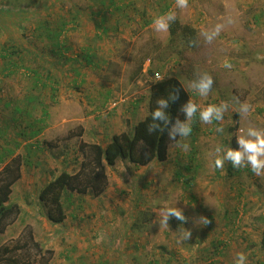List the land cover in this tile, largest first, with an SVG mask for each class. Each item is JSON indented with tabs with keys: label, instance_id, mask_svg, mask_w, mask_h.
Returning <instances> with one entry per match:
<instances>
[{
	"label": "crops",
	"instance_id": "crops-1",
	"mask_svg": "<svg viewBox=\"0 0 264 264\" xmlns=\"http://www.w3.org/2000/svg\"><path fill=\"white\" fill-rule=\"evenodd\" d=\"M91 1L89 6L81 7L80 0L71 4L69 0H50L47 11L42 8L26 14L22 20L25 25H21L43 32L37 35L45 41L42 47L45 50L46 32L72 27L74 33L80 35L77 27L89 22L92 29L87 31L88 45L81 43L80 46L87 48L83 51L91 55L92 61L81 63L80 57L75 55L72 59L79 63H68L71 67L67 69L60 65H64V61H40L50 60L47 51H41L37 55L41 58L40 63L47 64L48 68L50 63H55V68L28 73L0 72V171L11 159L18 157L20 160L19 178L11 186L6 205L11 203L18 209L16 221L19 224L42 223L37 241L50 248L54 264H118L109 263V257L111 254L123 255L129 238L127 223L136 218L132 216L133 208L141 205L138 197L143 196L148 184H153V192L157 189L152 196L153 202H157L153 204H163L161 195L172 191L174 180L184 179L183 192L193 193L192 183L206 173L202 168L205 165L203 159L208 160L207 150L216 145L212 142L206 148L198 149L201 141L195 136L197 126L190 125L191 132L187 137H182L179 131L178 138L169 141L163 162L154 161L146 166L121 161H116L112 167L104 164L108 184L102 198L67 192L61 198L64 220L59 224L48 221L47 210L39 200L40 191L60 173L78 171L82 159L79 144H96L104 148L113 136L130 133L135 124L145 118L149 91L154 82V71H150L152 52L144 54L143 44L138 46L132 59L126 60L124 56L128 47L136 41L139 44L145 30L154 29L153 22L157 17L170 11L177 15L175 0ZM164 34L166 38L168 32ZM62 38L60 44L70 49L69 43ZM112 101L117 103L116 107L104 113ZM185 124L191 122L186 120L180 125ZM76 129L77 133L73 134ZM183 144L188 145L186 150L180 146ZM14 194L20 201L13 200ZM174 203L171 202L170 207L182 210L183 215L192 220L191 209L195 208L191 202L185 207L179 204V208ZM135 209L144 212V207ZM153 211L157 212L158 208L153 207ZM80 213L86 214L85 218ZM150 220L151 217L141 219L138 224L145 225ZM171 220L174 224L181 223L175 217ZM263 236L259 234L256 243L244 246L241 242L250 238L248 234L229 237L227 244L222 243L229 247L222 248L220 253L217 248L214 251L215 264H234L237 253L246 255V264H264V242L263 245L259 243ZM116 238H120L119 244H124L119 251L113 247ZM198 239L217 241L225 240V237L218 231H205ZM232 240V245L238 248L231 245ZM183 243L182 237L176 240L175 258L170 259L172 264H207L206 255H198L190 247H187L190 253L177 250L184 254L180 261L181 255H177L176 248ZM173 254L170 253V257Z\"/></svg>",
	"mask_w": 264,
	"mask_h": 264
},
{
	"label": "rangeland",
	"instance_id": "rangeland-1",
	"mask_svg": "<svg viewBox=\"0 0 264 264\" xmlns=\"http://www.w3.org/2000/svg\"><path fill=\"white\" fill-rule=\"evenodd\" d=\"M72 1L77 2L78 0H69V3L71 4ZM49 2L50 0H0V72L46 71L48 65L41 64L40 61H55L51 59L52 55L48 51L50 60L38 59L37 55L39 56L41 51H44L42 47H44L45 41L37 35L36 27H23L25 22L19 28L18 24H15V27H9L8 23L4 24L1 20L4 17L3 14L11 15L10 11L22 10L30 14L43 8L42 11L45 12L49 9L47 7ZM91 3V0H80L79 6L87 7ZM188 4L186 9L176 7V17L181 24L190 25L197 30L198 47L196 50L187 51L181 56L169 55L161 47L166 44L168 36L165 38L163 32L147 29L138 40L139 44L136 41L133 46L128 47L124 58L132 59L138 46L145 44L143 53L149 54L150 50L152 52L150 64V71H154L152 80L157 81L154 78L155 75H159L161 79L175 77L188 93L189 101L197 104V112L191 120L187 116L185 119V121L191 122L190 125L197 126L195 136L199 138L198 141H201L197 148H206L212 142L217 146L207 150L208 160L203 159L205 165L202 168L206 173L201 174L199 179L192 183L194 187L189 189L193 193L183 192L184 179L174 180L173 189H170L172 191L168 194L163 192L161 195L163 204H153L157 202H153L154 198L152 197L157 193V189L153 192V184L147 183L150 186L144 189L143 196L138 197L140 206L144 207V212L141 213L139 212L141 209H135L140 206L133 208L132 216H134L133 218L136 216V218L127 223L126 231L129 238L126 242L127 246L124 248L125 251H123V255L111 254L109 263L172 264L170 259L175 258L173 247L176 245V240L182 237L178 236L182 235V229L191 231V238L184 240L182 246L176 248V251L180 249L183 253L184 251L190 253L187 249L190 247L198 255L204 253L207 264H215L213 256L216 248L218 249L217 253H220L223 251L222 248L229 247V244L226 246L229 237H234L235 234H248L250 238L241 242L244 246L250 242L256 243L255 238L259 234L264 235V175H255L250 167L233 168L230 162H225L223 169H214L213 167L215 155H223L229 147L237 149V138L240 135L246 136L248 128L264 130V0H188ZM53 11L51 10L52 13ZM38 17H41V11ZM35 18L33 17V19ZM5 20L8 21V19ZM27 24H29L28 21ZM217 24H222L223 27L220 34L209 43L205 39V34L212 35L213 28ZM77 28H80V35L74 33L72 27H66L62 40L65 39L70 46L67 56L74 57L76 55L82 60L87 55L84 53L87 49L84 46L88 45L90 38L87 31L92 27H89V22L88 25L84 22L81 27ZM125 36H128V33H125ZM81 43H84L82 44L84 46H80ZM13 46L17 47L19 55L15 58V64L8 69L5 67L9 59L8 56L4 58V51L11 50ZM226 59L232 64L231 69L223 67ZM50 66L55 68L56 64L50 63ZM128 66L131 68L130 65ZM66 68L68 69L69 66ZM202 73H208L214 81L207 97H201L196 89L190 87ZM221 102L227 104L221 120H213L212 124L203 123L199 117L200 111L208 105L220 108ZM245 102L252 106L248 113H243L240 109V105ZM180 124L176 123L173 127L170 140L178 138ZM217 127L222 128L223 131L217 132ZM76 133L77 129L73 134ZM216 147H220V153H215ZM132 192V190L128 192V195L131 196ZM102 195L93 198H102ZM179 197L182 199L180 200ZM13 200L20 201L16 194H14ZM171 202H175L174 205H177L178 208L181 205L185 207L188 202H191L192 208H195L191 209L192 220L187 218L185 223L174 224L171 223L170 218L168 228L163 227L160 223L162 209L170 207ZM8 204V206H13L11 203ZM153 207L158 208V211L154 212ZM45 209L48 210L47 207ZM80 215L83 218L86 216L82 213ZM149 217L151 220L145 225L138 224L141 219L146 220ZM201 217L207 219L209 223L204 225L203 221H199ZM16 219H18L17 216H9L0 222V246H13L16 241L20 240V237L24 239L29 231L34 240L39 243L37 237L42 223L19 224L20 222L18 223ZM138 225L139 228L133 230V227H138ZM205 231L206 233L218 231L225 237V240H199L198 237ZM23 239H21V243H24ZM262 239L259 241L260 244H262ZM113 242V247H116L117 251L120 250V246L124 247L123 243L119 244L120 238L114 239ZM218 242L221 244L217 245ZM223 242L226 244L222 245ZM232 243L233 240L231 245ZM135 245H138V248ZM41 246L43 252L39 254L33 250L26 253L31 256L32 260H43L46 263L54 264L50 248L42 244ZM232 246L238 248V246ZM114 249L113 251H115ZM170 253L174 256L170 257ZM177 253L178 256L181 255L179 256L180 261L183 260L184 254H180L178 251ZM17 255L25 256L26 254L17 253Z\"/></svg>",
	"mask_w": 264,
	"mask_h": 264
},
{
	"label": "trees",
	"instance_id": "trees-1",
	"mask_svg": "<svg viewBox=\"0 0 264 264\" xmlns=\"http://www.w3.org/2000/svg\"><path fill=\"white\" fill-rule=\"evenodd\" d=\"M11 15L3 14L4 24L9 27H15L14 23L21 26L26 11H10ZM5 19H8L6 21ZM21 20V22H19ZM23 20V21H22ZM16 28V29H18ZM63 31L57 30L46 32L47 48L55 61H64V65H77L78 60L68 57L70 49L60 44ZM43 32H39L41 35ZM14 45V43H13ZM16 46V45H15ZM13 46L11 50L4 51V58L8 56L5 68H10L15 64V58L18 57L19 51ZM169 55L181 56L187 51H194L198 47L197 30L190 25L181 24L176 21L170 22L168 39L165 45L161 46ZM16 48V49H15ZM22 50V49H21ZM6 56V57H5ZM81 63L87 64L92 61L91 55L84 56ZM67 64V65H66ZM70 66V65H69ZM71 67V66H70ZM49 68H52L51 66ZM45 69L50 71L52 69ZM6 71V70H5ZM170 95H178L175 100L170 99ZM164 100L166 107L161 108L158 101ZM189 102V95L183 89L181 82L175 77H165L154 81L150 87L149 98L147 103V114L145 118L135 124L130 133H122L111 138L106 147L102 148L96 144L80 143L78 151L81 155V162L77 172L68 174L60 173L56 178L50 181L40 191L39 200L48 208L47 219L52 224H59L64 220V211L61 205L62 196L69 192L77 195H91L98 197L106 189L107 177L105 174L104 164L112 167L116 161L135 164L137 166H146L154 161L163 162L166 157L167 145L170 140V134L176 123L185 121L187 114L183 110ZM159 109L168 117V123L165 125L162 120H153L152 113ZM157 124L159 127L152 132L148 131L150 124ZM163 128V131L159 129ZM20 160L15 157L11 159L0 171V222L9 216H17L18 209L15 206L6 205V201L11 191V186L19 178ZM236 215V212H235ZM135 228H139L134 226ZM13 246H0V264H50L46 261H35L27 254V251H36L38 254L43 252L40 243L34 240L32 233L29 231L24 237H20ZM23 239L24 243H21ZM264 242V238L262 239ZM263 245V244H262ZM49 252V251H47ZM17 253H24L25 256H19ZM51 254V253H50Z\"/></svg>",
	"mask_w": 264,
	"mask_h": 264
},
{
	"label": "clouds",
	"instance_id": "clouds-1",
	"mask_svg": "<svg viewBox=\"0 0 264 264\" xmlns=\"http://www.w3.org/2000/svg\"><path fill=\"white\" fill-rule=\"evenodd\" d=\"M176 7L180 9L188 8V0H175ZM176 21V13L170 11L163 16L157 17L153 22V27L157 32L167 33L169 32L170 22ZM222 24H217L213 28L212 35H206L205 39L207 42H211L213 38L217 37L220 34ZM203 34V33H202ZM223 67L226 69H231L232 64L226 59L223 63ZM213 79L208 73H202L200 78L193 82L190 87L196 89L198 94L201 97H207L210 89L213 86ZM178 98V95H170V99L175 100ZM161 108L166 107L167 104L164 100L158 101ZM227 107L226 102H221V107L217 108L215 105H208L200 111L199 117L200 120L205 124H212L213 120L220 121L224 109ZM240 109L243 113H248L252 106L248 103H242ZM187 114L189 120L197 112V104L189 101L188 104L183 109ZM153 120H162L166 125L168 123V117L165 116L159 109L152 113ZM179 123V122H178ZM159 126L155 123L148 126V131L152 132L154 129H157ZM163 131V128L159 129ZM179 131L182 137H187L191 132L190 124L180 125ZM217 132L223 131L222 128L217 127ZM236 143L238 145L237 149L228 148L224 151L223 155H216L213 160L214 169H223L225 162H230L233 168H244L250 167L251 171L257 175H264V130H257L256 128L250 127L247 129V134L240 135ZM185 150L188 145H180ZM220 147L215 148V153H220ZM171 217H175L178 221L185 223L187 218L183 215L182 210L175 207H166L162 209L161 215V225L165 228H168V221ZM199 221H203L204 225L208 224L209 221L203 217ZM182 238L188 240L191 238V231L182 229ZM247 257L244 253H237L234 264H246Z\"/></svg>",
	"mask_w": 264,
	"mask_h": 264
},
{
	"label": "built area",
	"instance_id": "built-area-1",
	"mask_svg": "<svg viewBox=\"0 0 264 264\" xmlns=\"http://www.w3.org/2000/svg\"><path fill=\"white\" fill-rule=\"evenodd\" d=\"M148 62H149V61H147V63H148ZM154 78H156V80H160V79H161L159 75H155ZM116 105H117V103H116L115 101L110 102V103L105 107V110H106V111H104V113H105V112H109L110 110L114 109V108L116 107Z\"/></svg>",
	"mask_w": 264,
	"mask_h": 264
}]
</instances>
